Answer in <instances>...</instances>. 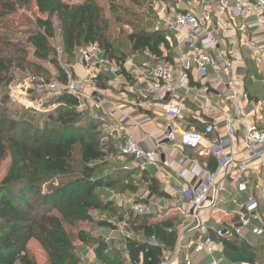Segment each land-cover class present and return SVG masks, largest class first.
Segmentation results:
<instances>
[{"label":"trees","instance_id":"1","mask_svg":"<svg viewBox=\"0 0 264 264\" xmlns=\"http://www.w3.org/2000/svg\"><path fill=\"white\" fill-rule=\"evenodd\" d=\"M32 1L0 0V163L9 150L20 159L16 172L11 171L0 183V264H37L30 250V243L34 241L46 253L49 264H81L68 240L64 220L72 224L83 217L76 208L86 210L100 207L115 211L117 206L109 199L95 202L97 189L117 188L124 176H133L137 168L120 170L122 172L119 174L112 172L106 176L96 174L97 168L92 163L107 158L111 148L106 150L107 144L96 145L86 135V127L80 124L82 120L88 121V129L93 133L98 129L95 128L97 121L95 123L94 116L88 112L78 110L79 99L68 92L57 97L58 102L68 107L56 117L50 115L47 125L43 127L33 126L28 117L22 120L9 118L5 106L8 99L6 88L15 80V71H26L32 65L38 67L28 59L27 47L20 40L14 39L12 28L15 25L9 23V16L17 13L21 7H28ZM54 16L61 23L66 52L74 54L77 48L97 45L107 60L120 63L121 72L129 75L124 67L126 56L117 55L106 32L103 9L94 0L74 4L65 0H51L48 16L38 17L35 21L37 29L29 34L28 39L36 57L45 58L52 50L50 40L55 37ZM128 38L134 51L145 49L158 59L165 58L167 63L173 60L170 52L164 56L162 47L170 50L165 37L135 32L129 34ZM52 62L57 65L54 58ZM58 73V80L63 82L65 75L60 66ZM54 123L59 125L57 129L62 133L59 139L47 135L49 132L54 133ZM29 130L30 139L24 137ZM76 130L81 132L66 134L67 131ZM77 153L79 158L75 160ZM73 165L74 169L77 167L79 170L75 171ZM72 173H77L76 178L65 182L64 186L54 182V175L61 177ZM142 177L149 181L150 191L159 196L167 195L159 189V182L155 178L148 177L145 171ZM130 186L126 184L123 191ZM76 187L78 191L74 195L71 189ZM60 197H65V200ZM55 210H59L61 215L55 214ZM160 215L135 214L128 218L130 231L140 237L126 236L124 239L130 264H159L171 252L177 239L180 220L176 215ZM109 223L101 222L103 226L113 227ZM80 240L86 241L83 235H80ZM258 241L262 244L259 245ZM219 242L224 247L223 258L234 264H256L250 254L264 248V236L251 241L222 238ZM113 262L125 264L118 258Z\"/></svg>","mask_w":264,"mask_h":264},{"label":"built area","instance_id":"2","mask_svg":"<svg viewBox=\"0 0 264 264\" xmlns=\"http://www.w3.org/2000/svg\"><path fill=\"white\" fill-rule=\"evenodd\" d=\"M217 3L219 18L230 16L241 19L247 24L264 28V0H217ZM166 24L168 28L184 37L189 51L180 56L177 66L167 62L151 65L143 75V84L148 96L146 101L148 108L173 119L164 134L169 142H175L177 140L175 120L184 117L185 95L194 93L195 97L204 104L210 102L209 97L206 96L207 87L199 89L190 85L192 75L203 78L213 69L215 73L212 75V80L225 87V99L235 104L238 101V91L235 86L234 58L220 46L211 8L206 6L201 12L198 11V7L185 8L168 18ZM247 47L253 52L257 50L253 42ZM96 50L98 46L93 45L90 50L81 49L80 54L85 60L90 61L95 57ZM256 61L261 63L262 58L257 55ZM63 70L65 75L63 82L60 80L46 82L36 76L14 80L10 84V95L13 98H20V96L45 91L48 95H61L63 92H68L79 99L80 105L77 108L82 110L91 107L103 111L102 99L94 98L89 92L93 84V76L88 79L77 78L72 65L65 66ZM223 121L227 129L226 138L214 135L220 127V122L215 120L205 121L203 131L192 128L181 134L184 147L199 148L201 144L207 142L217 166L215 170L210 171L195 162L194 171L199 178L195 184L188 182V172L182 175L186 183L174 193L184 195L187 198V204L181 211V222L174 247L159 264H173L175 260L178 264H194L192 252L208 254L210 260L207 264H223V260L215 255L216 240L224 238L251 241L264 236V178L259 188L263 193L262 199L250 194L247 198L234 200L236 209L233 212L221 208V203L227 202L222 198L228 191L226 180L232 182L237 192L246 195L250 192V162L264 153V126L259 127L256 122L245 126L244 140L252 153L248 157L241 158L237 152L228 149L236 136L235 124L239 119L226 114ZM119 152L123 157L132 158L135 165L141 168L156 165L159 162H163L164 166L170 165L165 160H161L156 149L145 147L132 136L127 137L119 146ZM261 166L264 168V161L261 162ZM128 201L132 204L135 214L160 215L162 213V207L157 202L138 199ZM205 210L214 213L224 210L230 218L216 226H209L203 219L202 214Z\"/></svg>","mask_w":264,"mask_h":264},{"label":"crops","instance_id":"3","mask_svg":"<svg viewBox=\"0 0 264 264\" xmlns=\"http://www.w3.org/2000/svg\"><path fill=\"white\" fill-rule=\"evenodd\" d=\"M207 7L213 10L214 26L218 32L220 46L234 58V77L238 91V101L235 104L225 99V87L212 80V75L215 73L213 69L203 78L192 75L190 77V85L199 89L207 87L206 96L209 97L210 102L209 104H204L195 97L194 93L185 95L184 104L186 111L184 117L175 120L174 127L177 130V140L175 142H169L164 134L173 119L166 114L148 108L146 104L148 96L143 84L145 71L155 63L167 62L165 58L158 59L149 54L152 60L147 63L135 64L127 60L124 67L129 75L123 74L120 67L116 66L115 63H110L99 47L95 52V57L90 61L85 60L81 55L80 59L76 58V60L71 62L77 78L88 79L93 76V84L89 92L94 98H100L103 101L104 110L97 109V113L102 119L100 123L106 128V137H114L116 141V143L108 142L106 147V150L111 148L107 158L119 159L117 168L115 167L113 170L130 171L132 168H137V171L140 170L141 177L142 172L145 171L148 177L155 178L159 182V189L167 195L159 196L150 191V183L147 180H145L147 185L145 196L140 194L141 191L134 194L133 190L135 189L132 185L125 189V193L138 196L139 201L157 202L162 207L160 217L162 215L164 217L176 215L179 217L180 222L181 211L187 204V198L174 192L186 183L182 175L188 172V182L195 184L199 179L194 171L195 162L210 171L215 170L217 166L207 142L201 144L199 148L184 147L182 145V132L192 128L203 131L205 121L215 120L220 122V127L214 135L226 138L227 129L223 119L226 114H229L234 118H238L239 121L235 124L237 128L236 136L228 146V149L237 152L241 158H245L252 153L247 148V143L244 140L245 126L251 122H256L259 127L264 126V28L247 24L241 19H235L230 16L219 18L217 5L214 8L209 5ZM203 9L198 8V11L201 12ZM162 19L167 21L165 17ZM252 42L257 46V50L254 52L247 47ZM92 46L82 47L78 51L80 53L81 49L90 50ZM162 48L164 56H166L168 51L164 47ZM188 51L189 47L184 37L177 34L176 47L173 50H169L173 58L170 64L177 66L180 56ZM257 55L262 58L261 63L256 61ZM104 82L109 84V88L104 85ZM123 118L125 119L123 120ZM129 136H132L136 141H140L149 149H156L160 154L161 160H165L170 165L164 166L163 162H159L156 165L141 168L135 165L132 158L121 156L119 146ZM159 145L160 147H158ZM262 161H264V153L256 160L250 162L251 187L247 195L237 192L232 182L226 180L228 191L222 198L228 203H221V208L233 212L236 209V205L233 203L234 200L242 197L247 198L250 194L262 199L263 193L259 189L262 184L261 180L264 178V168L261 166ZM151 167L156 172H153ZM113 170L100 174L106 176L114 172ZM123 195L124 193L116 195L121 207H125L122 199ZM224 210L216 211L215 213L205 210L202 214L203 219L207 225L216 226L230 218L229 215L225 214ZM116 231H118V228L113 227L109 234H102L103 239L107 242H113L114 239H117ZM215 247V255L222 256L224 247L219 240L215 241ZM89 255L92 257L93 254L90 252ZM192 260L194 264H207L210 256L205 253L196 254L192 252ZM173 264H178V261L175 260Z\"/></svg>","mask_w":264,"mask_h":264},{"label":"rangeland","instance_id":"4","mask_svg":"<svg viewBox=\"0 0 264 264\" xmlns=\"http://www.w3.org/2000/svg\"><path fill=\"white\" fill-rule=\"evenodd\" d=\"M85 0H65L70 4L83 2ZM103 9V16L105 25L107 27V33L113 45L117 51L119 57L126 56V60L133 62L135 64L147 63L152 60L148 51L141 49L139 51H134L132 48V43L129 41V34L135 32H145L155 34L157 37H165L169 44L170 49L173 50L176 47V37L177 32L168 28L166 26V21L162 18H170L174 13L181 12L185 8H201L209 5L214 8L216 6L217 0H94ZM199 2V3H197ZM51 0H33L28 7H21L17 13L9 16V23L14 24L12 28V33L15 40H20L28 49V59L34 61L35 64L31 66L26 71H15V80H21L28 76H36L39 79H43L46 82H55L59 78L58 66L64 68L65 66L71 65L72 60L80 59L81 54L79 53V48H77L74 54L66 52L64 46V33L61 27V23L56 16H54L55 24V37L50 40L52 50L48 53L47 57L40 58L33 54V46L29 41V34L37 29L35 21L38 17L46 18L48 16ZM169 8V9H168ZM169 10V11H168ZM18 23L16 24V22ZM162 46V45H161ZM169 52V49H167ZM57 60V65L52 62V60ZM110 63H115L116 66H120L118 62L109 60ZM104 85L109 88V84L104 82ZM6 93L8 99L5 106L8 108L9 118H15L22 120L23 118H30L33 126L43 127L47 125V119L50 115L56 117L59 112L66 109L68 106L57 101L59 95H48L45 92L32 93L25 96H20V98H13L10 95V85L6 88ZM49 96V97H47ZM41 98V99H40ZM40 99V101H38ZM43 99V100H42ZM81 111V109L77 108ZM85 113L95 116L94 120L96 123L97 131L95 133L88 129V121L82 120L80 124L86 127V135L93 139L96 145H105L108 142L116 143L114 137L107 138V131L102 122L101 116L98 115L96 108H85L82 109ZM50 124V123H49ZM51 125V124H50ZM58 126L54 123V133H47L49 136H54V138L59 139L61 137L60 131H58ZM31 126L28 127L30 129ZM81 132L80 130L67 131L66 134ZM30 130L24 134V137L30 139ZM38 136H42L39 134ZM75 160L79 158V154L75 155ZM19 157L9 150L7 156L0 163V183L5 179L11 171L16 172V168L19 165ZM119 159L104 158L98 160L94 163L97 168L96 174L106 172L108 170H113L118 166ZM73 165V169H74ZM75 171L79 169L75 167ZM116 170V171H115ZM114 172H122L115 169ZM153 172H156L154 168L151 167ZM74 171V172H75ZM77 174V173H76ZM75 173L68 174L59 177L54 175V182L56 185L64 186V183L71 181L76 178ZM119 174V173H118ZM127 174V173H122ZM122 182L115 189H97L98 197L95 200L96 203L106 201L110 198L111 201L116 204L115 211L106 210L100 207L89 208L86 210H80L76 208L79 212L83 214V217H79L75 220V223H70L68 220H64V225L66 232L68 234V240L70 241L74 254L79 257L81 264H113V260L118 258L124 261L125 264H130L127 258V253L125 252L123 239L129 234L135 238L139 235H134L130 231L129 219L135 215L132 209V204L130 199L139 198L138 196H132L131 194L123 192V187L126 184L132 185L135 190V194L141 191V195L145 196L147 192V185L145 179L141 177L140 170L134 173V176H124L121 180ZM128 182V183H127ZM74 195H77L78 187L71 189ZM123 204L125 207H119V200H117L118 194H122ZM116 196V197H115ZM61 200H65L60 197ZM129 198V199H128ZM126 199H128L126 201ZM55 214L61 215L59 210L54 211ZM165 215V214H164ZM163 216V215H162ZM110 222L111 226L118 228L115 235L117 239L113 242H107L103 239L102 234H109L113 227L103 226L101 222ZM121 227H119V225ZM80 235L85 237V242L80 240ZM105 244H103V243ZM259 245L262 244L258 241ZM103 244V245H102ZM30 250L32 255H35L37 259V264H49V259L37 242L30 243ZM93 255L90 257L89 253ZM255 254H250L252 258L256 260V264H264V248L256 251ZM168 255V254H167ZM166 255V256H167ZM218 258L223 260V264H231L226 261L222 256L217 255ZM243 264V263H239ZM246 264V263H244Z\"/></svg>","mask_w":264,"mask_h":264},{"label":"water","instance_id":"5","mask_svg":"<svg viewBox=\"0 0 264 264\" xmlns=\"http://www.w3.org/2000/svg\"><path fill=\"white\" fill-rule=\"evenodd\" d=\"M163 160H164V157H163Z\"/></svg>","mask_w":264,"mask_h":264}]
</instances>
